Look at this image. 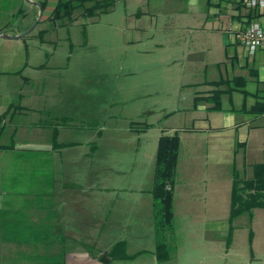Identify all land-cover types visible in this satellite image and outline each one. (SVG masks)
I'll return each instance as SVG.
<instances>
[{"label": "rangeland", "instance_id": "rangeland-1", "mask_svg": "<svg viewBox=\"0 0 264 264\" xmlns=\"http://www.w3.org/2000/svg\"><path fill=\"white\" fill-rule=\"evenodd\" d=\"M32 1L45 2L42 14L27 0H0V76L41 80L33 89L48 95L45 102H56L66 117L63 137L75 144L61 152L60 178L79 206L82 222L70 228L78 246L108 252L105 264H242L253 249L264 258L259 238L255 247L248 242L253 216L240 217L249 226L238 227L237 244L226 254L219 242L227 237L219 228L204 225L203 218L194 226L179 202L174 230L165 234L171 259L160 263L155 254L158 141L192 125L188 53L217 38H204L189 26L206 22L208 0H195L201 10L196 13L190 0H164L170 9L157 18L149 13L150 0H115L105 12L88 16L76 10L61 18L51 17L57 0ZM10 85L12 92L19 87ZM43 103L37 102L41 108Z\"/></svg>", "mask_w": 264, "mask_h": 264}, {"label": "crops", "instance_id": "crops-1", "mask_svg": "<svg viewBox=\"0 0 264 264\" xmlns=\"http://www.w3.org/2000/svg\"><path fill=\"white\" fill-rule=\"evenodd\" d=\"M168 3L150 0L149 13L157 18L170 9ZM197 7L190 0L192 12L201 11ZM203 14L206 22L189 28L217 40L188 53L186 85L193 86L195 107L192 125L177 129L181 145L173 207L179 202L181 214L194 226L197 218L217 226L220 236L227 237L219 246L228 254L237 244L238 227L248 225L241 216L230 222L233 171L251 177L253 165L264 161V112L254 111L258 102L264 106V49L248 54L239 37L250 20L264 26V10L246 7L242 0H208ZM198 52H205L204 57ZM35 83L42 81L0 76V264H105L108 252L84 250L70 229L82 218L63 186L59 164L63 149L75 142L63 137L68 127L60 106L45 102L49 96L36 92ZM10 84L19 85V91H10ZM41 100L48 108L37 104ZM217 100L220 108L214 109ZM24 159L26 168L20 169ZM182 196L190 201L181 203ZM262 209L253 210L248 232L254 247L259 238L260 257L264 220L257 217L264 215ZM255 250L242 264H260L258 259L264 264Z\"/></svg>", "mask_w": 264, "mask_h": 264}, {"label": "trees", "instance_id": "trees-1", "mask_svg": "<svg viewBox=\"0 0 264 264\" xmlns=\"http://www.w3.org/2000/svg\"><path fill=\"white\" fill-rule=\"evenodd\" d=\"M114 3L115 0H57L51 11V17H71L76 10L81 14L92 16L97 11H107ZM41 4L45 8V2ZM212 108H220L218 100ZM254 111L264 112V106L258 102ZM180 145L178 133L163 134L158 141L152 194L155 206V254L160 263L171 259V250L165 234L167 230H174V185L177 179ZM261 207H264V161L253 165L251 177L234 169L230 222L233 224L234 220L244 214L251 218L253 210Z\"/></svg>", "mask_w": 264, "mask_h": 264}, {"label": "built area", "instance_id": "built-area-1", "mask_svg": "<svg viewBox=\"0 0 264 264\" xmlns=\"http://www.w3.org/2000/svg\"><path fill=\"white\" fill-rule=\"evenodd\" d=\"M249 8L264 10V0H242ZM240 42L248 54H254L259 49H264V26L255 20H250L239 34Z\"/></svg>", "mask_w": 264, "mask_h": 264}, {"label": "water", "instance_id": "water-1", "mask_svg": "<svg viewBox=\"0 0 264 264\" xmlns=\"http://www.w3.org/2000/svg\"><path fill=\"white\" fill-rule=\"evenodd\" d=\"M28 2L32 3V4H35L37 6H39L40 8V11H41V14H42V11H43V7L42 5L39 3V2H36V1H32V0H27ZM4 37L6 38H17V37H21V36H11V35H3Z\"/></svg>", "mask_w": 264, "mask_h": 264}]
</instances>
